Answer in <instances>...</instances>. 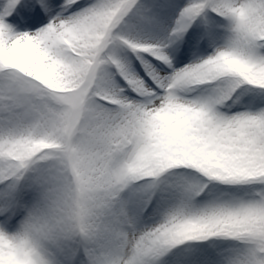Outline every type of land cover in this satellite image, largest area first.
I'll return each instance as SVG.
<instances>
[{
    "label": "snow or ice",
    "instance_id": "snow-or-ice-1",
    "mask_svg": "<svg viewBox=\"0 0 264 264\" xmlns=\"http://www.w3.org/2000/svg\"><path fill=\"white\" fill-rule=\"evenodd\" d=\"M0 264H264V0H0Z\"/></svg>",
    "mask_w": 264,
    "mask_h": 264
}]
</instances>
